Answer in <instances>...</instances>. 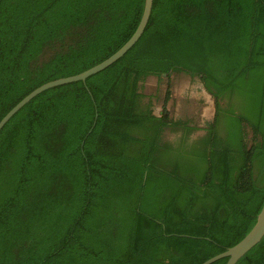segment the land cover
<instances>
[{
  "label": "trees",
  "instance_id": "obj_1",
  "mask_svg": "<svg viewBox=\"0 0 264 264\" xmlns=\"http://www.w3.org/2000/svg\"><path fill=\"white\" fill-rule=\"evenodd\" d=\"M143 4L0 0V118L114 52ZM174 71L213 97L203 127L170 115L169 88L158 113L144 92ZM263 201L264 0H152L122 56L0 128V264H199L242 238ZM234 264H264V235Z\"/></svg>",
  "mask_w": 264,
  "mask_h": 264
},
{
  "label": "rangeland",
  "instance_id": "obj_2",
  "mask_svg": "<svg viewBox=\"0 0 264 264\" xmlns=\"http://www.w3.org/2000/svg\"><path fill=\"white\" fill-rule=\"evenodd\" d=\"M171 94L165 102L169 113L174 118H189L199 127H203L212 119L214 114L213 97L204 88L197 75H190L183 71H174L169 80L159 78L156 75H149L143 82V90L146 93H153V108L158 113L163 104L166 89ZM203 133V130L194 129L189 135L195 137ZM164 137L173 139L177 132L168 128L164 131Z\"/></svg>",
  "mask_w": 264,
  "mask_h": 264
},
{
  "label": "water",
  "instance_id": "obj_3",
  "mask_svg": "<svg viewBox=\"0 0 264 264\" xmlns=\"http://www.w3.org/2000/svg\"><path fill=\"white\" fill-rule=\"evenodd\" d=\"M151 6H152V0H144L142 13L136 28L134 29L132 34L128 37V39L121 46H119L114 52H112L110 55H108L101 61L77 73L56 77L39 84L38 86L30 90L28 93H26L10 109H8V111H6V113L0 118V128L20 107H22L33 96H35L42 90L66 82H71L75 80H85L87 76L103 69L104 67L108 66L113 61L118 59L120 56H122L141 35L149 18ZM263 235H264V201L259 212L257 213L255 222L253 223L251 228L243 235L242 238H240L233 245L228 246L226 249L206 258L199 264H209L210 262L221 257H227L224 264H234L247 250H249L253 245H255L262 238Z\"/></svg>",
  "mask_w": 264,
  "mask_h": 264
},
{
  "label": "flooded vegetation",
  "instance_id": "obj_4",
  "mask_svg": "<svg viewBox=\"0 0 264 264\" xmlns=\"http://www.w3.org/2000/svg\"><path fill=\"white\" fill-rule=\"evenodd\" d=\"M169 129V128H168ZM165 131V130H164ZM164 131H163V133H164ZM170 140H172V139H170Z\"/></svg>",
  "mask_w": 264,
  "mask_h": 264
}]
</instances>
